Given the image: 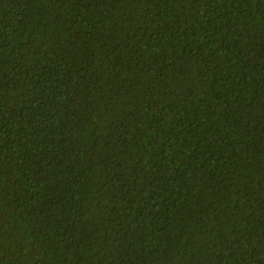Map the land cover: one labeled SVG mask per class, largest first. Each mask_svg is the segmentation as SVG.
<instances>
[{"label":"trees","instance_id":"obj_1","mask_svg":"<svg viewBox=\"0 0 264 264\" xmlns=\"http://www.w3.org/2000/svg\"><path fill=\"white\" fill-rule=\"evenodd\" d=\"M0 264H264V0H0Z\"/></svg>","mask_w":264,"mask_h":264}]
</instances>
